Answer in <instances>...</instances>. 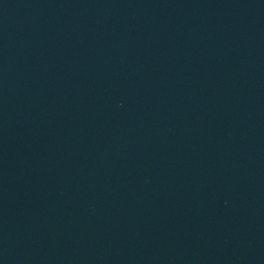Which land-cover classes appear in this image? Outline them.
Returning a JSON list of instances; mask_svg holds the SVG:
<instances>
[{
  "label": "water",
  "instance_id": "water-1",
  "mask_svg": "<svg viewBox=\"0 0 264 264\" xmlns=\"http://www.w3.org/2000/svg\"><path fill=\"white\" fill-rule=\"evenodd\" d=\"M0 264H264V0H0Z\"/></svg>",
  "mask_w": 264,
  "mask_h": 264
}]
</instances>
